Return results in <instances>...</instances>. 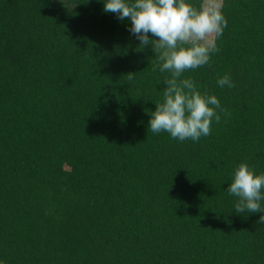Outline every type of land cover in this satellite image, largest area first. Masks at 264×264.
I'll return each mask as SVG.
<instances>
[{
	"label": "trees",
	"instance_id": "trees-1",
	"mask_svg": "<svg viewBox=\"0 0 264 264\" xmlns=\"http://www.w3.org/2000/svg\"><path fill=\"white\" fill-rule=\"evenodd\" d=\"M105 2L0 0V264H264V212L226 191L264 175V0H222L181 74L220 101L198 141L149 129L172 73Z\"/></svg>",
	"mask_w": 264,
	"mask_h": 264
},
{
	"label": "clouds",
	"instance_id": "clouds-1",
	"mask_svg": "<svg viewBox=\"0 0 264 264\" xmlns=\"http://www.w3.org/2000/svg\"><path fill=\"white\" fill-rule=\"evenodd\" d=\"M221 9V0H204L199 9L187 0H134L131 4L126 0H106L103 11L115 13L121 21L130 18L129 31L140 41L141 49L152 45L155 56L164 61L160 71L172 73L170 79L163 81L165 102L156 104V110L151 113L149 129L153 133L167 131L181 141L189 138L198 141L201 135L210 134L213 118L220 121L217 97L202 95L191 79L180 77L187 69L207 64L210 53L219 51L216 37L228 23ZM149 33L158 39L150 38ZM217 83L221 87L234 86L228 75ZM262 188L264 175H254L242 163L226 191L239 198L236 213H257L264 212L260 203L264 200ZM257 223L264 224V215Z\"/></svg>",
	"mask_w": 264,
	"mask_h": 264
},
{
	"label": "rangeland",
	"instance_id": "rangeland-1",
	"mask_svg": "<svg viewBox=\"0 0 264 264\" xmlns=\"http://www.w3.org/2000/svg\"><path fill=\"white\" fill-rule=\"evenodd\" d=\"M222 1V0H221Z\"/></svg>",
	"mask_w": 264,
	"mask_h": 264
}]
</instances>
